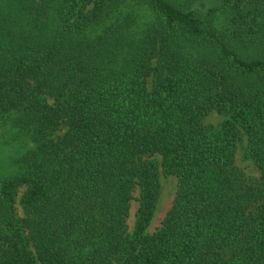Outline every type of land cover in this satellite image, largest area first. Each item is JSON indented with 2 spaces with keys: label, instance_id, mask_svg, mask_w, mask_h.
I'll list each match as a JSON object with an SVG mask.
<instances>
[{
  "label": "trees",
  "instance_id": "1",
  "mask_svg": "<svg viewBox=\"0 0 264 264\" xmlns=\"http://www.w3.org/2000/svg\"><path fill=\"white\" fill-rule=\"evenodd\" d=\"M1 126L0 264H264V0H0Z\"/></svg>",
  "mask_w": 264,
  "mask_h": 264
},
{
  "label": "rangeland",
  "instance_id": "2",
  "mask_svg": "<svg viewBox=\"0 0 264 264\" xmlns=\"http://www.w3.org/2000/svg\"><path fill=\"white\" fill-rule=\"evenodd\" d=\"M210 19V18H209ZM215 22L219 23V27L223 26V16L218 15L215 17ZM223 119V116L215 111L207 114L204 119V124L215 125ZM62 131L59 132L61 134ZM247 139L243 134L241 141L238 144L236 151L235 162L237 166L243 170L245 174L251 177H257L259 175L257 168L253 162L244 156V149L246 147ZM31 143L26 139L25 136L15 131L9 126L0 127V180L12 173L14 169V159L20 156ZM177 179L174 176H161L160 177V196L157 204V208L154 217L148 227V232H154L159 226L164 218L166 212L170 208L173 197L176 191ZM24 188L18 191L15 200V209L17 216H23L21 206L19 204V199ZM138 188L136 187L133 191V198L130 201L129 216L127 218L128 232H132L133 224L135 220V213L138 207Z\"/></svg>",
  "mask_w": 264,
  "mask_h": 264
}]
</instances>
